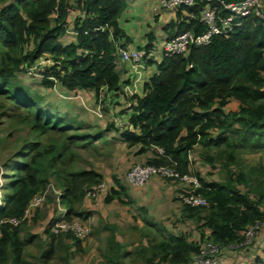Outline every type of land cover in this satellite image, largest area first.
I'll use <instances>...</instances> for the list:
<instances>
[{"label": "trees", "instance_id": "trees-1", "mask_svg": "<svg viewBox=\"0 0 264 264\" xmlns=\"http://www.w3.org/2000/svg\"><path fill=\"white\" fill-rule=\"evenodd\" d=\"M3 1L0 90L16 99L17 107L32 114L34 129L46 133L50 129L71 128V123L53 118L32 103L18 87L17 72L24 68L32 72L40 60H50L42 70L46 86L58 82L69 90H94L97 99L105 91L115 104L121 99L126 82H130V78L121 79L115 61L117 43L127 46L130 40L119 24L124 0H0ZM207 2L196 0L192 5H181L177 20L167 26L176 28L169 37L186 29L203 32L206 25L198 14ZM73 6L79 7L82 14L73 19L75 40L65 44L60 39L68 31ZM221 12L228 13L224 8ZM238 21L228 34H215L206 45H192L187 52L163 57L144 82V94L131 95L130 103L119 111V116L126 119L123 129L110 124V128L120 131L122 139L140 144L141 153L154 149V157L148 162H175L185 173L193 171L190 154L198 144L203 145L205 156L212 163L216 158L214 149L228 152L230 159L240 145L264 149V22L257 15ZM154 38L150 32L145 48L153 45ZM148 62L152 64L153 59ZM232 97L240 101L239 109L227 110ZM66 143H37L16 163L8 191L0 199V264L25 262V241L21 236L25 220L14 224L9 218L22 214L31 198L46 185L42 170L49 169L57 175L54 183L63 190L62 202L68 218L78 216L75 205L102 180L95 168L69 167L70 159L65 160L62 151ZM196 174L203 185L199 190L210 203L205 225L210 233L202 231L201 240L209 238L222 246L243 242L248 227L264 220V182L254 201L234 186ZM243 179L241 174L239 180ZM117 192V188H112L105 200L111 201ZM198 207L187 203L183 206L189 217L197 214ZM46 232L48 255L54 252L59 235L73 239L78 249H83L84 239L72 233H54L50 226ZM199 243L184 233H173L144 245L141 251L151 252L149 261L159 258L163 263L190 264L194 253L200 250Z\"/></svg>", "mask_w": 264, "mask_h": 264}, {"label": "rangeland", "instance_id": "rangeland-1", "mask_svg": "<svg viewBox=\"0 0 264 264\" xmlns=\"http://www.w3.org/2000/svg\"><path fill=\"white\" fill-rule=\"evenodd\" d=\"M3 4L4 1L0 2V7ZM158 42L162 44L163 39H158ZM49 61L40 60L32 72L26 68L19 70L16 74L18 87L32 103L53 118L59 117L71 123V128L39 132L33 128L32 114L17 107L16 99L0 90V199L8 191L15 165L22 161L23 153L37 143L51 141L67 142L62 151L65 160L70 159L69 167L95 168L107 187L96 197L85 196L75 205L76 216L90 231L83 240V249H78L73 239L59 235L51 255H48L50 245L46 229L61 210L55 204L54 196L49 195L46 202L22 224L24 264H171L163 263L159 258L149 261L151 252H142V247L173 233H184L191 241L200 242V245L204 243L201 232L207 234L210 230L208 226L205 228L210 203L198 207L197 214L189 217L179 197L183 186L181 181L161 176L143 185L127 181V171L134 163L147 162L154 157V149L141 153L140 144H130L122 139L114 126L110 128L114 123L123 129L126 119L119 116V111L126 108L130 96L119 99L115 104L105 91L97 99L94 90H69L58 82L54 86H46L42 70ZM238 107L239 102L233 100L228 109ZM212 152L216 157L214 163L207 160L203 145H196L190 154L193 171L199 172L205 180L234 186L257 201L260 185L264 182V149L240 145L231 159L228 152L221 153L216 149ZM241 174L243 180H239ZM42 177L47 183L58 181L57 175L49 169L42 170ZM150 185H157L159 191L146 192L144 188ZM112 188H117L118 192L108 202L105 199L112 193ZM132 188L134 190H130ZM259 231H264V226L256 227L244 245L226 247L245 249L256 242ZM197 254L194 253L190 264L196 262Z\"/></svg>", "mask_w": 264, "mask_h": 264}, {"label": "built area", "instance_id": "built-area-1", "mask_svg": "<svg viewBox=\"0 0 264 264\" xmlns=\"http://www.w3.org/2000/svg\"><path fill=\"white\" fill-rule=\"evenodd\" d=\"M196 0H164L165 3H174L178 7L181 5H192ZM222 8L228 11L227 14H222ZM191 16H196L190 12ZM251 15L259 16L264 22V4L263 0H240V1H226V0H208L198 14L199 20L206 25V29L201 33H195L193 29H186L182 32L176 33L174 36L164 40L161 47V55L165 57L174 53L187 52L192 45H206L211 42L215 34H228L237 23L238 19L249 17ZM116 64L117 68L121 65L120 62L127 61L131 67V86L127 85V92L135 93L137 83L143 75L144 68L147 61L153 56L150 49L145 47H125L119 43L116 45ZM131 128V125H128ZM191 159V157H190ZM175 162L170 163H154V162H137L134 163L127 171L126 179L129 183L143 185L150 181L155 176L164 178H172L183 183L180 191V200L184 203L193 206H202L209 203L207 197L199 190L202 187V182L199 176L193 171L182 173L176 166ZM107 184L105 181H100L91 187L86 196L96 197L102 190H106ZM54 196V202L61 210V214L56 217L51 224L50 229L54 233H72L73 235L85 239L89 235V227L78 217L68 218L66 215L67 209L62 202L63 190L58 187L53 181L47 183L44 189L36 193L25 207L22 214L12 216L9 218L14 224H19L27 220L32 212L42 206L48 196ZM264 226V220H258L251 224L246 231V238L241 243L227 244L228 247L232 245H244L249 241V234L253 235L256 227ZM222 245L215 243L212 239H205L201 244L200 250L195 258L199 264H227L222 255ZM242 264H264V257L256 258L246 261Z\"/></svg>", "mask_w": 264, "mask_h": 264}, {"label": "crops", "instance_id": "crops-1", "mask_svg": "<svg viewBox=\"0 0 264 264\" xmlns=\"http://www.w3.org/2000/svg\"><path fill=\"white\" fill-rule=\"evenodd\" d=\"M124 1H125V5L119 16V24L130 37L129 42L125 47L128 48L141 47V46L145 47V44L149 40V33L153 32L155 34V38L153 39V45L149 49L154 56L152 57L153 63L156 62L157 64L163 59V57L161 56V47L163 43L159 44L158 39H163L164 42V40L170 36V32L176 30L175 27H167V26L171 20L173 19L177 20L178 18L177 13L179 11V7L174 3H165L164 0H124ZM184 13H186V11H184ZM80 14H82V11L79 7L73 6V8L70 9L68 16V21H69L68 31L66 35H64L60 39L63 43L67 44L75 40L73 19ZM158 56L160 58H157ZM153 63L151 64L150 62L147 61L146 67L144 68L143 71V75L137 83L136 92L133 94L136 93L140 95L144 94V89H143L144 82L157 70L156 64ZM120 64L121 65L118 67V69L120 70L121 73V79L125 80L130 78L132 73L130 63L127 61H122L120 62ZM126 83L127 84H125L124 86V93L121 95L122 96L121 100L122 98L133 95L132 93L127 92V88H126L127 85L130 86L132 85L131 79L130 82H126ZM233 100L238 101L240 106V101L235 97H232L231 101L226 107L227 110H235V109H228V106ZM156 186L157 185L155 186L150 185L145 187L144 189L146 192H150V191L157 192L159 191V187ZM130 190H134V188ZM206 233L209 234L210 230L207 231ZM221 255L227 264H242L246 261L264 257V231H259L256 242H254L250 246H247V248L245 247V249H239V248H228L225 246L221 251ZM194 264H199V263L194 262Z\"/></svg>", "mask_w": 264, "mask_h": 264}]
</instances>
